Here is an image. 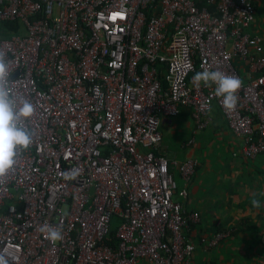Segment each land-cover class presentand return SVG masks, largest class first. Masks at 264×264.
<instances>
[{
    "label": "built area",
    "instance_id": "obj_1",
    "mask_svg": "<svg viewBox=\"0 0 264 264\" xmlns=\"http://www.w3.org/2000/svg\"><path fill=\"white\" fill-rule=\"evenodd\" d=\"M263 1L0 0V22L19 28L0 26L12 91L35 107L32 143L0 178L8 264H196L188 232L200 215L175 195L198 160L159 152L160 122L189 108L191 147L216 104L244 158L264 151V45L251 30ZM205 69L242 81L234 109L193 81Z\"/></svg>",
    "mask_w": 264,
    "mask_h": 264
},
{
    "label": "crops",
    "instance_id": "obj_2",
    "mask_svg": "<svg viewBox=\"0 0 264 264\" xmlns=\"http://www.w3.org/2000/svg\"><path fill=\"white\" fill-rule=\"evenodd\" d=\"M251 30L263 42L264 1L258 4V18ZM236 62L244 73V66ZM211 118L191 147L184 146L192 134L189 108L183 107L175 117L162 118L159 126V152L179 160H198L196 172L186 186V197L179 194L185 187L180 178L175 195L187 209L200 215V221L188 232L195 244L192 260L196 264H264V151L254 159L244 158L241 140L230 131L216 104ZM253 193L261 202L260 208L251 204ZM220 230H228L229 236L215 247L207 248L199 242L200 237Z\"/></svg>",
    "mask_w": 264,
    "mask_h": 264
},
{
    "label": "clouds",
    "instance_id": "obj_3",
    "mask_svg": "<svg viewBox=\"0 0 264 264\" xmlns=\"http://www.w3.org/2000/svg\"><path fill=\"white\" fill-rule=\"evenodd\" d=\"M193 81L205 86L215 84V95L222 97V105L225 109H234L238 101V91L242 87V81L222 71L205 69L193 76ZM35 112L34 105L26 98H17L12 91L8 62L5 54L0 52V178H3L16 165L17 150L27 149L32 143L25 121ZM73 172L69 178H74ZM68 175V174H66ZM251 204L255 208L261 207L259 199L252 194ZM40 231L46 237L55 242L63 239L62 229L59 226L43 224ZM0 264H8V259L0 254Z\"/></svg>",
    "mask_w": 264,
    "mask_h": 264
},
{
    "label": "trees",
    "instance_id": "obj_4",
    "mask_svg": "<svg viewBox=\"0 0 264 264\" xmlns=\"http://www.w3.org/2000/svg\"><path fill=\"white\" fill-rule=\"evenodd\" d=\"M18 23L17 22H12V23H2V27H6V30H7V33L10 34V33H14V32H17L19 30L18 28Z\"/></svg>",
    "mask_w": 264,
    "mask_h": 264
},
{
    "label": "rangeland",
    "instance_id": "obj_5",
    "mask_svg": "<svg viewBox=\"0 0 264 264\" xmlns=\"http://www.w3.org/2000/svg\"><path fill=\"white\" fill-rule=\"evenodd\" d=\"M258 18V13L256 15V19ZM0 26H2V22H0ZM263 35V34H262ZM263 44H264V40H263ZM206 130V129H205Z\"/></svg>",
    "mask_w": 264,
    "mask_h": 264
}]
</instances>
